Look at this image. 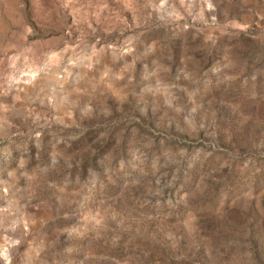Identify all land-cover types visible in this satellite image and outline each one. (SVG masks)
I'll return each mask as SVG.
<instances>
[{
    "label": "rangeland",
    "instance_id": "1",
    "mask_svg": "<svg viewBox=\"0 0 264 264\" xmlns=\"http://www.w3.org/2000/svg\"><path fill=\"white\" fill-rule=\"evenodd\" d=\"M0 264H264V0H0Z\"/></svg>",
    "mask_w": 264,
    "mask_h": 264
}]
</instances>
